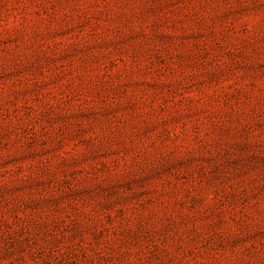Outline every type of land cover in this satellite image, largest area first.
<instances>
[{"label": "rangeland", "instance_id": "rangeland-1", "mask_svg": "<svg viewBox=\"0 0 264 264\" xmlns=\"http://www.w3.org/2000/svg\"><path fill=\"white\" fill-rule=\"evenodd\" d=\"M0 264H264V0H0Z\"/></svg>", "mask_w": 264, "mask_h": 264}]
</instances>
